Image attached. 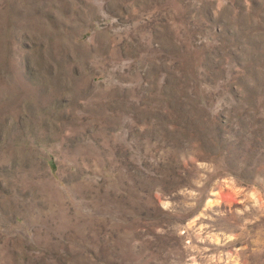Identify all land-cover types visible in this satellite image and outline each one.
Wrapping results in <instances>:
<instances>
[{"label": "rangeland", "instance_id": "obj_1", "mask_svg": "<svg viewBox=\"0 0 264 264\" xmlns=\"http://www.w3.org/2000/svg\"><path fill=\"white\" fill-rule=\"evenodd\" d=\"M0 264H264V0H0Z\"/></svg>", "mask_w": 264, "mask_h": 264}]
</instances>
